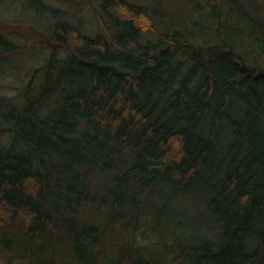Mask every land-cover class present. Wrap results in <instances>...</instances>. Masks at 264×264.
I'll use <instances>...</instances> for the list:
<instances>
[{
	"label": "trees",
	"instance_id": "obj_1",
	"mask_svg": "<svg viewBox=\"0 0 264 264\" xmlns=\"http://www.w3.org/2000/svg\"><path fill=\"white\" fill-rule=\"evenodd\" d=\"M48 1L0 20V262L264 264V0Z\"/></svg>",
	"mask_w": 264,
	"mask_h": 264
},
{
	"label": "rangeland",
	"instance_id": "obj_2",
	"mask_svg": "<svg viewBox=\"0 0 264 264\" xmlns=\"http://www.w3.org/2000/svg\"><path fill=\"white\" fill-rule=\"evenodd\" d=\"M29 0H1L0 2V20L5 22L9 21L14 23L16 26L19 25L26 26L25 24H29L31 21H37V18L33 15V11H27L26 8L22 7L23 2L26 3ZM45 3H50L48 0H42ZM144 1L146 4L149 5L150 9L159 8L162 4L166 5V0H140ZM173 9H175L172 5H170ZM166 9V6L162 7ZM186 14V13H184ZM183 16V13H181ZM34 60L31 58H21L19 59V63H33ZM5 82V84L1 83ZM10 83H12L10 81ZM9 84V80L0 81V93L1 94H9L12 92V85ZM7 86V87H6ZM0 264H5L4 262H0Z\"/></svg>",
	"mask_w": 264,
	"mask_h": 264
}]
</instances>
